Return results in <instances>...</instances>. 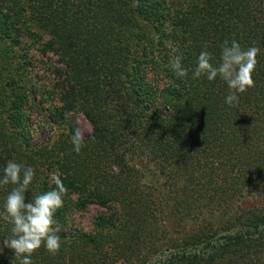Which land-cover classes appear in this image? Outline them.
Masks as SVG:
<instances>
[{
	"label": "trees",
	"instance_id": "obj_1",
	"mask_svg": "<svg viewBox=\"0 0 264 264\" xmlns=\"http://www.w3.org/2000/svg\"><path fill=\"white\" fill-rule=\"evenodd\" d=\"M232 39L260 49L235 106L226 82L191 73ZM51 56L55 87L38 102L36 59ZM35 109L49 120L34 126ZM77 114L93 128L79 153ZM10 160L35 170L26 203L56 187L53 170L67 190L60 251L41 246L33 264H264V0H0V177ZM12 187L0 185V264L15 257ZM91 206L85 231L75 214Z\"/></svg>",
	"mask_w": 264,
	"mask_h": 264
},
{
	"label": "clouds",
	"instance_id": "obj_2",
	"mask_svg": "<svg viewBox=\"0 0 264 264\" xmlns=\"http://www.w3.org/2000/svg\"><path fill=\"white\" fill-rule=\"evenodd\" d=\"M260 49L256 46L242 48L235 39L225 40L221 45L218 64H213L212 54L202 51L196 66L191 70L192 79L206 77L214 81L219 77L226 82L229 94L225 102L230 106L239 103V95L247 92L254 85L253 73L258 64ZM170 70L177 78H186L189 69L183 64L181 54H170ZM73 150L77 153L83 147V134L79 128L72 136ZM35 170L15 161H8L0 177V185H13L3 205V219L11 225V237L5 238L3 246L12 249L15 257L12 264H33L31 257L44 246L46 250L56 255L61 248L60 231L54 219L58 209L63 207L66 188L60 179V173L53 170L50 173L52 182L56 185L50 191L33 194L30 202L26 201V193L33 184Z\"/></svg>",
	"mask_w": 264,
	"mask_h": 264
},
{
	"label": "rangeland",
	"instance_id": "obj_3",
	"mask_svg": "<svg viewBox=\"0 0 264 264\" xmlns=\"http://www.w3.org/2000/svg\"><path fill=\"white\" fill-rule=\"evenodd\" d=\"M56 58H53L52 56L48 59H42L37 58L35 63V68L33 70L34 78L38 86V95L37 100L40 102L41 95L40 92H44L46 90H52L53 87H55V78L53 77V74L51 72V69L56 64ZM40 88V89H39ZM45 112H40L38 109H35L33 111V117L32 122L34 123V126H39L40 123L43 124L45 119L49 120L50 114L44 115ZM75 128H79L83 134V137H86L90 135L93 131L92 125L90 122L82 115L77 114L74 121ZM49 124V122L47 121ZM46 124V127L41 131L37 132L34 136H36L37 143L43 142L48 139V132H49V125ZM35 131V129H34ZM250 201V200H248ZM261 202H257V204H260ZM255 202H247L243 205L244 208H249L254 205H257ZM100 209L97 206H91L90 209L85 213H76V223L77 226L85 231L92 230L93 224L95 222L96 217L99 214ZM182 230V229H181ZM185 230V229H183Z\"/></svg>",
	"mask_w": 264,
	"mask_h": 264
}]
</instances>
